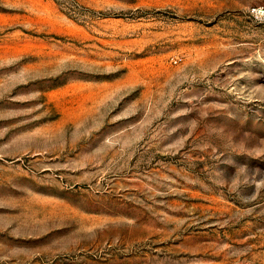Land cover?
Returning <instances> with one entry per match:
<instances>
[{"label":"rangeland","instance_id":"1","mask_svg":"<svg viewBox=\"0 0 264 264\" xmlns=\"http://www.w3.org/2000/svg\"><path fill=\"white\" fill-rule=\"evenodd\" d=\"M264 0H0V264H264Z\"/></svg>","mask_w":264,"mask_h":264},{"label":"built area","instance_id":"2","mask_svg":"<svg viewBox=\"0 0 264 264\" xmlns=\"http://www.w3.org/2000/svg\"><path fill=\"white\" fill-rule=\"evenodd\" d=\"M255 12H259L264 15V7H258L254 9Z\"/></svg>","mask_w":264,"mask_h":264}]
</instances>
